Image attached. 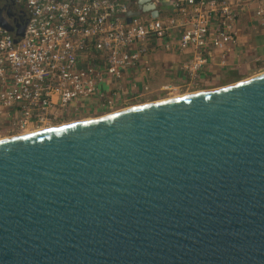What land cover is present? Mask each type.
Here are the masks:
<instances>
[{
  "label": "water",
  "instance_id": "water-1",
  "mask_svg": "<svg viewBox=\"0 0 264 264\" xmlns=\"http://www.w3.org/2000/svg\"><path fill=\"white\" fill-rule=\"evenodd\" d=\"M0 264H264V71L1 138Z\"/></svg>",
  "mask_w": 264,
  "mask_h": 264
},
{
  "label": "built area",
  "instance_id": "built-area-1",
  "mask_svg": "<svg viewBox=\"0 0 264 264\" xmlns=\"http://www.w3.org/2000/svg\"><path fill=\"white\" fill-rule=\"evenodd\" d=\"M160 1L168 7L158 17L128 22L130 0H0L4 20L26 24L21 37L0 25V129L22 135L118 111L139 100L130 88H151L150 57L159 48L191 55L183 81L163 89L205 84L201 72L216 53L225 62L243 15L264 24V0ZM133 72L146 77L129 79Z\"/></svg>",
  "mask_w": 264,
  "mask_h": 264
},
{
  "label": "crops",
  "instance_id": "crops-1",
  "mask_svg": "<svg viewBox=\"0 0 264 264\" xmlns=\"http://www.w3.org/2000/svg\"><path fill=\"white\" fill-rule=\"evenodd\" d=\"M158 9L167 8L168 3L160 0ZM238 43L227 55L225 62L221 53H216L210 65L201 72L205 84H213L220 81L228 85L246 79L255 70L264 66V24L252 17V12L245 13L238 25ZM191 55H185L178 51H166L159 48L150 57L151 71L149 75L157 83H179L185 78L182 64ZM146 72H133L130 78L140 79ZM165 83V84H164Z\"/></svg>",
  "mask_w": 264,
  "mask_h": 264
},
{
  "label": "rangeland",
  "instance_id": "rangeland-1",
  "mask_svg": "<svg viewBox=\"0 0 264 264\" xmlns=\"http://www.w3.org/2000/svg\"><path fill=\"white\" fill-rule=\"evenodd\" d=\"M264 71V66L260 67V69L255 70L251 73V76L256 75L258 73H261ZM248 78V77H247ZM152 79V78H151ZM149 80L150 84H151V88L142 91L141 88H130L129 90L131 91H135V90H140V97L139 100L137 101H133V102H128L125 104H118L116 105V109L120 110V109H125L131 106H136V105H141V104H146V103H150V102H154V101H159V100H164V99H168V98H172L175 95H181V94H188L191 92H196V91H201V90H207V89H214V88H219L222 86H225V83H222L223 81L217 82V83H213V84H200L199 86H193V87H189V86H183V87H178L177 89H163V82L157 83L154 80ZM165 84V83H164ZM232 84V83H231ZM229 85V84H228ZM105 114L102 113H86L84 114L81 118H73V119H68L66 121H64L63 123H70V122H74V121H79V120H84V119H89V118H99L104 116ZM14 136L12 134V132H9L6 128H1L0 129V139L1 138H6V137H11Z\"/></svg>",
  "mask_w": 264,
  "mask_h": 264
},
{
  "label": "bare ground",
  "instance_id": "bare-ground-1",
  "mask_svg": "<svg viewBox=\"0 0 264 264\" xmlns=\"http://www.w3.org/2000/svg\"><path fill=\"white\" fill-rule=\"evenodd\" d=\"M183 94H181V95H175L174 97H172V98H176V97H180V96H182ZM168 99H170V98H168ZM165 100V99H164ZM159 101H163V100H159ZM141 105H143V104H141ZM100 118V117H99ZM93 119H97V118H89V119H84V120H79V121H90V120H93ZM79 121H74V122H79ZM71 123V122H70ZM39 130H42V129H39ZM39 130H35V131H39ZM35 131H27V132H25V133H21V134H28V133H31V132H35Z\"/></svg>",
  "mask_w": 264,
  "mask_h": 264
},
{
  "label": "trees",
  "instance_id": "trees-1",
  "mask_svg": "<svg viewBox=\"0 0 264 264\" xmlns=\"http://www.w3.org/2000/svg\"><path fill=\"white\" fill-rule=\"evenodd\" d=\"M130 2H131V6H132V8L133 9H136V10H138L139 8V0H130Z\"/></svg>",
  "mask_w": 264,
  "mask_h": 264
}]
</instances>
